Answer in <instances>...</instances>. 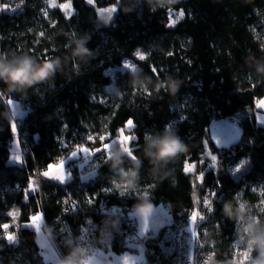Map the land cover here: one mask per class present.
<instances>
[{"label": "trees", "instance_id": "trees-1", "mask_svg": "<svg viewBox=\"0 0 264 264\" xmlns=\"http://www.w3.org/2000/svg\"><path fill=\"white\" fill-rule=\"evenodd\" d=\"M96 2L118 6L109 26L96 23V13L85 0H3L0 54L27 52L40 60L58 57L63 71L26 94H9L0 82V264H53L41 252L37 230L27 225L38 212L43 213L45 228L61 255L68 251L61 229L66 226L70 239L77 238L85 219L96 225L91 250L108 246L121 251L128 248L126 243L136 242L123 230L106 245L99 240L104 226L112 229L111 207L127 208L137 221L132 205L148 197L151 203L163 202L177 222L189 211L201 209V194L208 185H213L217 196L207 219L208 240L216 261L227 264L237 234L233 221L222 214L224 201H249L264 221V126L254 116L257 99L264 96V75L253 64L264 61V0H177L154 10L147 0ZM85 33L91 36L87 47L95 55L83 64L69 58L67 45ZM138 51L144 59L136 55ZM126 63L151 77L147 89L132 86V68H126ZM168 77L179 84L175 95L155 89ZM63 93L71 98L74 122L64 113ZM9 100L18 101L23 111L15 120L19 127L15 132L11 130L14 119L7 118ZM121 109L136 127L129 133L136 139L126 142L130 155L142 157L145 132L162 130L166 124L177 131L186 150L160 174L144 159L137 187L117 192L105 163L117 133L103 135ZM224 118L238 125L240 135L221 147L208 128L214 119ZM15 136L20 161L11 154ZM207 147L217 155L215 167L205 162ZM83 148L91 153L93 169L88 178L80 173L76 157H71L73 149L82 152ZM63 159L66 167H72L64 182L43 176ZM188 165L194 167L185 172ZM67 196L73 199L69 204H65ZM9 233L15 241L7 240ZM148 244L155 247L153 242ZM249 254L250 250L243 264Z\"/></svg>", "mask_w": 264, "mask_h": 264}, {"label": "clouds", "instance_id": "clouds-1", "mask_svg": "<svg viewBox=\"0 0 264 264\" xmlns=\"http://www.w3.org/2000/svg\"><path fill=\"white\" fill-rule=\"evenodd\" d=\"M150 10L159 7H168L175 4L177 0H147ZM113 14L102 12L97 15L96 23L101 26H109ZM91 36L85 33L75 37L68 45L69 58L86 64L94 58L95 52L87 47ZM258 74L264 75V61H253ZM63 71V61L58 57L49 56L40 60L27 52L0 54V82H3L7 93L19 92L26 94L28 89L42 83H49L55 79L58 72ZM143 70L130 69L133 87L148 88L152 83L151 77L142 76ZM155 89L167 90L175 95L179 84L171 77L160 80ZM7 118L9 121L16 118L18 110L13 112V106L9 105ZM186 145L171 124H166L162 130L145 132L143 143V155H130L125 146L118 140L110 144L106 152L105 163L108 164L112 175L113 188L117 192L133 190L137 187L140 178V169L143 160L147 159L156 174L167 170L168 165L174 162L180 154L185 152ZM128 167H125V164ZM254 205L246 200L235 198L223 203V216L233 221L237 237L242 244L250 250L249 259L246 264H264V221L260 220L253 212ZM134 214L143 219L145 213L148 217L155 211V206L148 197H140L132 205ZM107 235L106 234V238ZM44 238H49V231L45 228ZM68 251L61 255L55 264H109L106 259L95 254L86 244L80 243L78 238H72L66 242ZM254 252L255 255H251ZM208 264H217L213 257ZM231 264V262H227Z\"/></svg>", "mask_w": 264, "mask_h": 264}, {"label": "built area", "instance_id": "built-area-1", "mask_svg": "<svg viewBox=\"0 0 264 264\" xmlns=\"http://www.w3.org/2000/svg\"><path fill=\"white\" fill-rule=\"evenodd\" d=\"M16 125L17 130H19L18 124ZM22 133L25 134V132ZM25 142L28 146V142L26 140ZM74 151L77 152L75 163L78 164L79 161L84 159V155L77 149H73L72 152ZM71 168V165H69L66 170ZM37 175L39 174L37 173ZM201 196V209L195 212L189 211L185 219L181 221L166 223L159 229L150 228L143 235H140L137 221L131 211L127 210V208L111 207V211L114 212V223L111 230L106 226L103 227V232L99 239L100 244L106 245L114 241L119 232L123 230L129 238L135 239V246H141L145 252L149 248L147 264H208L213 257L216 260V251L213 249L212 242L208 240L209 231L207 229V219H210L217 198L213 185L206 186ZM26 197V194L23 195V198ZM206 199L212 202L210 209L204 203ZM72 201V197L67 196L65 204H69ZM67 211L68 207L65 206L63 212ZM193 213L198 214L197 218ZM192 220H196L195 223ZM190 221L193 223L191 227H189ZM93 224L95 223L90 220H83L79 224L77 235L78 241L86 244L90 249L94 242L93 232L96 228L93 227ZM61 230L65 231V238L69 240L71 234L67 231L66 226ZM106 234L110 235H107L106 238ZM232 239L231 264H243L249 249L243 247L241 240L237 236ZM151 242L155 244V247H149L148 243ZM217 264L219 263L217 262Z\"/></svg>", "mask_w": 264, "mask_h": 264}, {"label": "crops", "instance_id": "crops-1", "mask_svg": "<svg viewBox=\"0 0 264 264\" xmlns=\"http://www.w3.org/2000/svg\"><path fill=\"white\" fill-rule=\"evenodd\" d=\"M11 101L12 102H9V103H10V105L13 106V112L18 110V114L13 121L15 123V120L20 118L23 111L21 110V106H20L18 101H16V100H11ZM255 106H256V110H255L254 116L256 117L257 122L264 126V96H261L257 99ZM225 120H223V121H225ZM211 124H210V126H211ZM238 133L240 134V130ZM215 136H216V133H215ZM212 140L213 141L215 140L217 143V140L215 139V137H212ZM218 145L221 146L222 144H218ZM12 152H11L12 155H15V157L19 156L21 158L20 149L17 151H12ZM64 160L65 159H63L61 161L65 162ZM19 161H20V159H19ZM61 161L54 164L55 167L52 166L49 169V171L47 172V174L57 173L60 170L59 166L61 164ZM63 170H64V172L67 171L65 163H63ZM67 173H70V171L66 172L65 174H67ZM90 173H91V171H85L83 173V175L87 176L85 178H88V176H90L89 175ZM152 204L155 206V211L151 214L150 218L147 217V223L149 225L148 229H150V228L159 229V228L163 227L164 224L174 221L172 214H171V212L167 206H165L164 204H162V205H157L154 203H152ZM133 214H134V212H133ZM36 215H39L42 217V219L39 221V223L41 224L42 232H43L42 237L44 238L45 218H44L42 212H38ZM36 215L32 216V218L35 220L38 218ZM134 216L136 217L137 222H138L139 232H141V224H140L141 218L137 217L135 214H134ZM29 222L27 225H29ZM31 227H33V226H31ZM33 228H35V227H33ZM42 237L41 236L38 237L39 245L41 247V252H42V254L46 260L55 264V261L61 256V254L60 253L58 254V252H57L58 249L56 250L57 247L55 248L56 245H54L53 242H51L52 239L50 240L49 238L48 239L44 238L48 243L53 245V248L51 251L54 253V255H50V256L46 255L48 250L41 246V238ZM126 244H127L126 246L128 248L121 250V251H115L111 247H108V246L107 247L97 246V247L92 248V251L95 254L99 255L101 258L106 259L109 262V264H125V260L128 261V264H147V254H145L146 252H144L145 250H143L141 246H135L133 243H126Z\"/></svg>", "mask_w": 264, "mask_h": 264}, {"label": "rangeland", "instance_id": "rangeland-1", "mask_svg": "<svg viewBox=\"0 0 264 264\" xmlns=\"http://www.w3.org/2000/svg\"><path fill=\"white\" fill-rule=\"evenodd\" d=\"M60 100L62 102V106H63V109H64V113H65V115L67 117V120L69 122H74L76 120V115H75V113L73 111V104L71 102V98H69L66 94L63 93V94L60 95ZM130 120H131V118L129 117V115L127 114V112L125 110H123V109L119 110L118 112H116V114L113 116V118L109 120V123L106 126L107 130L105 131V133H104L103 136L104 137H109L112 134L114 135V134L117 133L116 134L117 135V139L121 143H124V146L126 148V146H127L126 142L129 141V137H128L130 135L129 133L134 132L135 131V128H136L134 123H133V127L132 128H130V129L127 128V122L130 121ZM223 120H225V121H223ZM121 129H124V132L123 133H121ZM208 130H209V135H210L211 139H212V137H215V139L217 140V143L218 144H222L221 147L222 146L231 145L232 143L236 142V139L240 135L238 133L239 130H240V128L238 127V125L233 120H229L228 118H224V119H220V120L219 119H214V121L212 122L211 126H209ZM215 133H216V136H215ZM18 148L20 149V145H19L18 137L15 136L14 139H13L12 151H17V150H19ZM83 150H84V148H83ZM83 150H82V153L84 155V159L82 161H79L78 164H76L79 167L81 174H83L85 172V170L86 171H90V170L93 169L91 167V164H90L91 163L90 162V157H91L90 156V154H91L90 153V150L87 149V152H85ZM213 155L216 156V158H217L216 153L214 154L210 150V148L207 147L205 149V151H204V157H205V162L207 163V166H213V167H215V165L217 164V159H216L215 164H213V162H212L211 157ZM192 166H194V165H192ZM189 167L190 166L188 165L187 168L189 169ZM198 170L199 171H202V169H200V168H198ZM47 171H49V169ZM69 171L70 170L67 169L66 172H69ZM162 204H164V203L163 202L162 203H158L157 205H162ZM257 217H259V216H257ZM33 221L35 222V219H33ZM7 224L9 225L10 222L7 223ZM192 224H193L192 221H190L189 222V227H191ZM29 225L35 227L32 224V221L29 222ZM39 225H40V230L38 231L39 233L38 232L37 233H38V237L39 236L42 237L43 236L42 227H41V224L40 223H39ZM49 239L50 240L52 239L51 242H53V244L55 245V242H54V240H53L50 232H49ZM55 248H56V246H55ZM56 250H57V248H56ZM57 252L59 254V251L58 250H57Z\"/></svg>", "mask_w": 264, "mask_h": 264}, {"label": "snow or ice", "instance_id": "snow-or-ice-1", "mask_svg": "<svg viewBox=\"0 0 264 264\" xmlns=\"http://www.w3.org/2000/svg\"><path fill=\"white\" fill-rule=\"evenodd\" d=\"M88 2L89 3H92V0H88ZM61 7L62 8H67V7H70V5H61ZM4 8H7V5H5L4 6ZM103 11H107V12H109L110 14L112 13V12H115L116 11V8L115 7H113V8H111V9H104ZM68 15L69 16H71V13H68ZM183 12H180L179 13V16L180 17H183ZM173 23H175V21H173ZM41 35H43V33H41ZM136 55L137 56H139V58L140 59H144V56H143V54L142 53H140L139 51L136 53ZM125 67L126 68H132L133 70H135L134 69V65H132V64H129V63H126L125 64ZM153 71L155 72V69H153ZM9 102H12L11 100H9ZM133 127V122L130 120V121H128L127 122V128H132ZM11 130L13 131V132H15L16 130H17V125L14 123V124H12L11 125ZM124 132V129H121V133H123ZM128 136V135H127ZM129 137V141L130 140H135L136 139V137L135 136H128ZM88 139L89 140H91V139H93V137H91V136H89L88 137ZM114 141H116V140H113L112 142H114ZM83 151H85V152H87V149H84ZM97 151H100L99 149H97ZM130 151L131 152H133V150L130 148ZM71 155H72V157H76L77 156V152H72L71 153ZM15 159H17V160H19L20 159V157L19 156H16V157H14ZM211 159H212V162H213V164H215V162H216V156H212L211 157ZM63 161H61V164H60V166H59V171L57 172V173H55V174H46L48 171H45V172H43V176L44 177H48V178H51V179H54V180H57V181H60V182H64L67 178H68V176H70L71 174L70 173H67V174H65V172H64V170H63ZM190 167H189V170L188 171H185V172H189V171H191L192 169H193V167L194 166H192V165H189ZM53 167H55V166H53ZM237 171H239V169H237ZM202 177H203V173H201V176H200V179L202 180ZM105 191H110V189H105ZM214 195V194H213ZM89 203H91L92 202V200L91 199H89V201H88ZM205 205L210 209L211 208V201L210 200H205ZM193 214H195L196 215V218H197V213H193ZM193 214H192V216H193ZM38 218L35 220V222L33 221V218H31V221H32V224L36 227V229H37V231H39L40 230V225H39V221L42 219V217L41 216H39V215H36ZM147 217H148V213L146 212L145 213V217L143 218V219H141V221H140V224H141V232H140V235H143L147 230H148V228H149V225H148V223H147ZM202 218V217H201ZM193 221V223H195V221L196 220H192ZM93 227H96V225L95 224H93ZM4 228L5 229H7L8 228V225H5L4 226ZM7 240L9 241V242H13V241H15L16 240V236L15 235H13V234H11V233H9L8 235H7ZM41 246L43 247V248H45V249H47L48 250V252L46 253V255H54V253L51 251L52 250V248H53V245H51L50 243H48L43 237L41 238ZM125 264H128V261L127 260H125Z\"/></svg>", "mask_w": 264, "mask_h": 264}, {"label": "water", "instance_id": "water-1", "mask_svg": "<svg viewBox=\"0 0 264 264\" xmlns=\"http://www.w3.org/2000/svg\"><path fill=\"white\" fill-rule=\"evenodd\" d=\"M85 4L88 6V7H91L95 13H96V16L99 14V13H102V12H107V11H103L104 9H111L113 7L116 8V11L115 12H112L110 15L113 14V19L112 21L114 20L117 12H118V6L116 5H112V6H100L99 4H97L96 0H92V3H89L88 0H85ZM3 11V0H0V15Z\"/></svg>", "mask_w": 264, "mask_h": 264}, {"label": "bare ground", "instance_id": "bare-ground-1", "mask_svg": "<svg viewBox=\"0 0 264 264\" xmlns=\"http://www.w3.org/2000/svg\"><path fill=\"white\" fill-rule=\"evenodd\" d=\"M52 166H54V165H52ZM52 166H51V167H52ZM65 173H66V172H65Z\"/></svg>", "mask_w": 264, "mask_h": 264}]
</instances>
